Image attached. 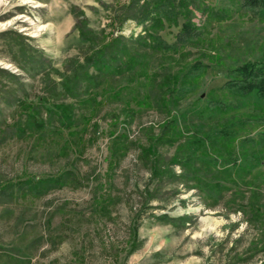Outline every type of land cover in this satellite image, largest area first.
Wrapping results in <instances>:
<instances>
[{
  "label": "rangeland",
  "instance_id": "374dc122",
  "mask_svg": "<svg viewBox=\"0 0 264 264\" xmlns=\"http://www.w3.org/2000/svg\"><path fill=\"white\" fill-rule=\"evenodd\" d=\"M127 1L0 0V69L19 78L0 75V124L19 119V100L44 103V118L55 104L72 105L63 82L74 60L84 62L88 45L75 28L78 21L85 20L87 29L107 40L137 38L142 25L129 21L121 27L111 20L112 8ZM203 4L214 11L230 5L234 10L225 20L196 11L193 22L202 30V41L174 62L159 60L156 66L186 71L198 59L206 65L185 84L189 92L179 111L203 109L217 97L233 105L235 141L230 149H219L221 158L213 165L230 191L208 198L190 189L174 179L182 175L179 165L171 178H154L153 157H144L141 147L151 146L150 127L158 134L166 116L139 109L129 124L121 114L123 104L98 92L103 103L98 114L92 119L88 110L78 108L85 120L77 122L73 134H55L60 128L55 122L43 139L10 138L0 144V188L13 185L14 191L25 181L61 173L75 179L42 196L29 192L23 197L16 190L13 199L0 204V264H262L264 112L257 110L264 109V100L255 94L226 95L224 85L231 69L264 62V18L240 6L241 1ZM179 31L167 25L159 35L171 44ZM139 88L143 84L135 85L132 94ZM112 131L126 132L136 143L118 163L110 150ZM260 141L262 151L254 158ZM175 153L176 147L159 146L161 166Z\"/></svg>",
  "mask_w": 264,
  "mask_h": 264
},
{
  "label": "trees",
  "instance_id": "16d2710c",
  "mask_svg": "<svg viewBox=\"0 0 264 264\" xmlns=\"http://www.w3.org/2000/svg\"><path fill=\"white\" fill-rule=\"evenodd\" d=\"M230 1L231 3L241 1L243 4L240 6L264 18V0ZM233 10L230 5V8L214 11L206 7L203 0H128L112 8L111 18L112 22L121 27L129 21L142 25L143 32L137 38L131 36L128 39L125 36H117L107 40L105 36L100 37L99 34L87 29L85 20L81 19L75 28L78 29L81 40L88 44L83 55L84 62L74 60L75 65L70 71L72 74L65 77L63 82L65 92L70 95L74 103L55 104L53 108L56 110L48 108L44 118V103L37 105L26 103L24 100L17 101L20 109L19 119L12 125L0 124V129L6 128L2 133L0 131L4 135L0 139V144L10 138L26 139L37 136L38 139H43L47 132L55 129V122H59L60 125L59 129L54 130L55 134L60 135L64 131L73 134L77 122L85 120L84 115L81 116L82 119L77 115L78 108L88 110L92 119L98 114V107L103 104L102 101H98V92H100L104 98L117 99L123 104L121 114L123 120L129 124L133 122L139 109L153 110L166 116L164 122L159 124L158 134L153 127H150V130H153L148 138L151 146L141 147L144 157H153L154 178L161 175H164L161 177L163 180L171 178L175 175L174 166L179 165L182 175L175 176L174 179L186 183L190 189H196L208 198L212 196L210 194L230 191L225 181L218 180L219 172L213 165L221 158L219 149L224 147L228 150L229 145L235 141L233 129L235 117L229 115L234 109L233 105L215 96L217 99L208 100L203 109L191 108L179 111L182 101L189 92L185 84L190 83L189 80H192L202 66L206 65L198 59L186 71H172L164 65H161L162 69L157 68L156 64L159 60L174 62L190 45L202 41V30L193 22L196 11H202V14L211 19L225 20L232 15ZM167 25L180 27L176 41L171 44L159 35ZM5 74L10 78L19 79L18 76L0 69L1 77H5ZM229 77V81L224 85L226 90L224 94L241 98L255 94L259 99L264 100V62H248L235 67L229 71ZM69 81L72 82L71 85H67ZM138 83L143 84L144 89L139 88L135 94H132L134 86ZM0 95L3 96L1 93ZM257 111L264 112V109ZM247 116L259 119L257 114ZM116 118L120 116L116 115ZM117 121L118 119L115 120ZM111 134L110 150L118 163V158L125 157L127 151H130L136 143L130 141L126 132L116 135L115 131H112ZM163 145L176 147V153L167 163L164 162V166H161L163 164L160 161L158 147ZM261 145L262 141L257 144L255 152H252L254 158H257L256 153L262 151L259 147ZM119 152L120 154L117 155ZM213 154L215 157L212 156ZM204 171L208 173L204 174ZM223 174L228 175V179L233 177L227 171ZM73 181L75 179L72 178L71 173H61L56 177L39 179L36 182L25 181L14 191L13 185L0 188V204L8 203L17 191L22 192L20 196L23 197L29 192L35 196H42L53 190L62 189ZM218 201L217 197L215 203ZM257 212L260 214L259 207L255 213ZM248 218L250 219L249 216Z\"/></svg>",
  "mask_w": 264,
  "mask_h": 264
}]
</instances>
